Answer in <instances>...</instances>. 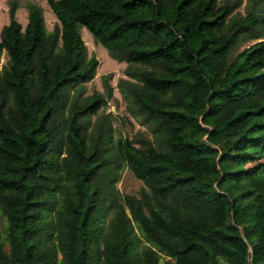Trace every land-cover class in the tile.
Here are the masks:
<instances>
[{
    "label": "trees",
    "instance_id": "16d2710c",
    "mask_svg": "<svg viewBox=\"0 0 264 264\" xmlns=\"http://www.w3.org/2000/svg\"><path fill=\"white\" fill-rule=\"evenodd\" d=\"M47 3L0 27V264H264V0Z\"/></svg>",
    "mask_w": 264,
    "mask_h": 264
},
{
    "label": "rangeland",
    "instance_id": "374dc122",
    "mask_svg": "<svg viewBox=\"0 0 264 264\" xmlns=\"http://www.w3.org/2000/svg\"><path fill=\"white\" fill-rule=\"evenodd\" d=\"M30 0H17V9H16V18L24 25L27 22V12L25 4ZM40 4L43 8L45 24L48 29H51L54 22L56 21L55 14L51 11L47 0H31ZM8 8H9V0H0V27L8 22ZM82 37L86 43L88 54H94L98 60V66L96 70V74L92 80L87 82V88L91 89L92 86H95L98 89H101V75L112 71L113 78L111 79L112 85H115L116 78L122 75V69L125 65L124 61H118L112 58L106 48L101 44L94 42L91 33L85 28L82 27ZM5 60V57H2V61ZM115 98L118 99V107L116 108V102L114 100H109L108 102V110H111L113 113L123 114L124 103L121 100L120 94L117 88H114ZM117 114V115H119ZM115 127L119 128L124 134L132 133L136 128L140 127V125L133 119L131 115L128 114V119L122 120L117 118L114 122ZM119 188L124 192L136 191L138 187V180H136L128 170L123 172L121 181L118 182Z\"/></svg>",
    "mask_w": 264,
    "mask_h": 264
}]
</instances>
